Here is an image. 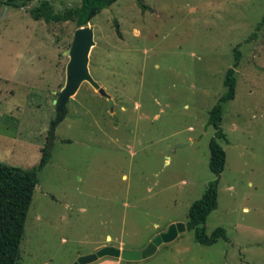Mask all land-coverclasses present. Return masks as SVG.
Returning <instances> with one entry per match:
<instances>
[{"label": "rangeland", "instance_id": "374dc122", "mask_svg": "<svg viewBox=\"0 0 264 264\" xmlns=\"http://www.w3.org/2000/svg\"><path fill=\"white\" fill-rule=\"evenodd\" d=\"M41 1L56 13L80 3L0 5V163L24 169L49 144L77 30L33 20L28 9ZM262 19L264 0H118L92 18L89 73L109 98L88 83L71 97L38 172L17 264H73L108 245L138 251L185 224L214 181L208 112L235 47L236 93L221 121L225 168L205 225L207 235L224 228L228 240L203 247L186 230L130 264H264V23L246 41Z\"/></svg>", "mask_w": 264, "mask_h": 264}, {"label": "trees", "instance_id": "16d2710c", "mask_svg": "<svg viewBox=\"0 0 264 264\" xmlns=\"http://www.w3.org/2000/svg\"><path fill=\"white\" fill-rule=\"evenodd\" d=\"M33 1L35 0H6L5 2L0 0V5L13 9H22ZM117 1L80 0L79 5L76 7L65 9L59 13L54 11L50 2L41 1L38 6L28 9V13L35 21L41 19L46 23L72 21L78 29L86 26L98 13L109 8ZM263 23L264 19L258 23L255 31L246 40L247 42L256 38ZM117 33L119 35L118 31ZM240 59L241 52L238 47H235L234 61L232 66L227 69L223 79L225 91L208 112L207 126L214 131V137L209 142L208 168L214 176V181L209 182L201 197L190 205L187 213V222L185 223L186 230L193 233L194 241L203 247H211L219 240H228L224 228L218 227L210 235H207L205 225L208 216L218 206V182L226 162L225 152L220 142H228L221 127L223 105L232 101L235 97V74ZM51 150V146L46 143L41 149L39 162L28 169L0 163V264H17L19 260L27 213L34 190L38 184V172L49 163Z\"/></svg>", "mask_w": 264, "mask_h": 264}, {"label": "water", "instance_id": "95a60500", "mask_svg": "<svg viewBox=\"0 0 264 264\" xmlns=\"http://www.w3.org/2000/svg\"><path fill=\"white\" fill-rule=\"evenodd\" d=\"M1 1L5 2L6 0ZM93 44V32L87 25L78 28L74 32L70 48L67 51L69 61L66 65V83L58 94L55 103L56 118L49 128L48 141L50 146L54 140L55 127L64 120L67 113V105L71 97L78 92L83 83H88L97 90L101 96L109 98L105 90L99 87L89 73V54ZM110 105L112 108L113 105L111 100ZM185 231V224H171L166 232L158 233L152 242L142 250H121L108 245L100 248L95 253L78 257L73 264H93L103 258L119 259L125 262V264L138 263L151 258L156 253L158 247L173 242Z\"/></svg>", "mask_w": 264, "mask_h": 264}]
</instances>
